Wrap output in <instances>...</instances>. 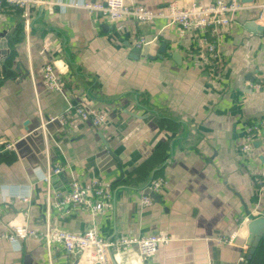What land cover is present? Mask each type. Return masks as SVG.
Wrapping results in <instances>:
<instances>
[{
	"label": "crops",
	"instance_id": "obj_1",
	"mask_svg": "<svg viewBox=\"0 0 264 264\" xmlns=\"http://www.w3.org/2000/svg\"><path fill=\"white\" fill-rule=\"evenodd\" d=\"M52 1L30 5L28 32L19 8L0 10V139L13 142L35 131L69 102L101 108L108 117L98 126L52 121L31 154L0 151V264L77 261L78 252L61 243L7 240L2 234L16 223L71 231L93 226L110 239L170 237L147 257L136 245L112 249L113 264H264V237L253 253L246 243L248 215L264 214V190L256 184L264 175V133L248 154L239 150L246 121L264 117V88L254 85L264 76V24L257 20L264 0H235L244 7L217 44L214 75L198 65L192 36L179 35L165 19L109 21L98 11ZM125 1L155 10L211 0ZM139 35L146 40L141 47ZM46 61L63 76L62 91L43 84ZM55 163L63 167L58 173L50 172ZM156 175L167 183L152 205L142 206L139 195ZM73 178L82 185L102 179L113 194L112 211L55 209V194L65 193ZM219 235L233 236L232 242L218 243Z\"/></svg>",
	"mask_w": 264,
	"mask_h": 264
},
{
	"label": "built area",
	"instance_id": "obj_2",
	"mask_svg": "<svg viewBox=\"0 0 264 264\" xmlns=\"http://www.w3.org/2000/svg\"><path fill=\"white\" fill-rule=\"evenodd\" d=\"M44 0H0V10L7 5L19 8L22 11L24 30H30L29 9L32 3ZM64 6L66 3L80 5L88 11H98L109 21H120L130 17L138 23H150L157 18L165 19L168 24L174 25L179 35L189 33L194 41L197 53L198 65L214 75V69L220 63V54L217 44L222 40L225 29L231 24L236 11L242 9L244 4L235 0H211L210 2L195 7H180L174 2L155 10L140 2L127 3L125 0H85L66 1L53 0ZM260 12L257 20L264 24V4L259 6ZM146 43L145 37L139 35L135 45L141 47ZM40 75L43 84L48 90H63V76L54 67L53 63L46 61L40 67ZM254 85L264 88V76L257 79ZM107 112L83 102L68 104L65 111L54 117L50 116L45 122L58 121L61 126H75L76 122H88L94 126L103 124L107 120ZM264 133V117L249 119L244 125V134L239 147L241 153L248 154L253 149V142ZM14 142H6L1 150L14 149ZM63 169L60 163H55L50 172L58 173ZM49 173L44 177L48 179ZM167 183L165 175L153 176L139 195V203L142 206H150L153 203L151 193L158 194ZM260 190H264V175L256 179ZM22 200L28 202L29 196L22 195ZM55 209L63 213H72L76 209H86L92 214L109 213L114 206V198L105 182L99 178H92L88 185H82L77 178L69 182V188L65 193H56L53 200ZM7 240L16 242L27 237H36L46 244L61 243L66 250L78 252L75 264H113L111 250L124 249L136 245L140 254L147 257L155 253L160 245L170 241V237L159 232H150L140 235H120L107 238L89 226L83 231H71L64 228L46 225L44 228H32L23 223L14 224L9 231L2 234ZM233 236L219 235L218 243H231Z\"/></svg>",
	"mask_w": 264,
	"mask_h": 264
},
{
	"label": "water",
	"instance_id": "obj_3",
	"mask_svg": "<svg viewBox=\"0 0 264 264\" xmlns=\"http://www.w3.org/2000/svg\"><path fill=\"white\" fill-rule=\"evenodd\" d=\"M250 1V0H243ZM166 49L165 43H163L160 47V52H164ZM47 119V118H46ZM48 123H45L42 126V123L35 129V131H28L23 137L19 138L14 142V148L19 153L20 156H25L27 154H31L33 152L32 145L35 142L40 143L44 142L43 138V127H47ZM6 139H0V144L6 143ZM1 148V145H0ZM2 151H5L4 149ZM152 197H158V194L151 193ZM247 235H246V243L250 246L249 252L253 253L255 250V246L259 242L261 238L264 237V214L254 215L250 213L248 215V221L246 224Z\"/></svg>",
	"mask_w": 264,
	"mask_h": 264
}]
</instances>
